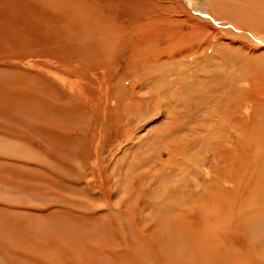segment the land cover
<instances>
[{"label": "rangeland", "instance_id": "rangeland-1", "mask_svg": "<svg viewBox=\"0 0 264 264\" xmlns=\"http://www.w3.org/2000/svg\"><path fill=\"white\" fill-rule=\"evenodd\" d=\"M188 2L0 0V264H264V32Z\"/></svg>", "mask_w": 264, "mask_h": 264}, {"label": "bare ground", "instance_id": "bare-ground-1", "mask_svg": "<svg viewBox=\"0 0 264 264\" xmlns=\"http://www.w3.org/2000/svg\"><path fill=\"white\" fill-rule=\"evenodd\" d=\"M187 1V0H185ZM188 5H190L191 9L192 7L194 6L198 12H200L203 16L208 17L209 14H213L215 17H218V18H221V19H224V18H228L232 23H235V24H239L241 26H244L245 28L247 29H252L253 26L255 25L257 31L259 32H264V0H188ZM189 7V8H190ZM221 12H223V17L221 14ZM186 13V11H185ZM253 35V34H252ZM254 39V38H253ZM261 42V41H260ZM264 44V43H263ZM264 58V54L262 55V59ZM263 61V60H261ZM261 65V64H260ZM238 70L239 69H235L234 70V74H235V77L236 78H239V81H242L241 83H249L250 85H255L258 89L254 88L255 90H258L256 91L257 93H255L256 95L253 97V98H250V97H247V101H258L256 100V98L260 95H262L260 98H259V103H264V94L261 90V88H264V72L263 73H259V74H255L254 71L252 70H249L248 68L246 67H243L242 69V73L241 75H238ZM232 75V73H231ZM221 78V77H220ZM249 86V85H248ZM252 87V86H251ZM250 87V89H251ZM208 89V88H207ZM253 89V90H254ZM18 90V88H17ZM252 90V89H251ZM264 90V89H263ZM31 91V90H30ZM29 91V92H30ZM32 92V91H31ZM255 92V91H254ZM25 94V93H24ZM31 94V93H30ZM206 94V93H205ZM204 92H201L199 94L200 98L204 97L205 96ZM14 97H13V96ZM23 95V93H22ZM16 96H21V93H17L16 91H13V94H11L10 98L14 99ZM207 96V95H206ZM27 97V96H26ZM17 98V97H16ZM200 100V99H199ZM204 100V99H203ZM202 100V101H203ZM206 102V101H205ZM203 102V103H205ZM7 103V102H5ZM238 103V102H237ZM9 104V102L7 103ZM11 104V103H10ZM9 104V105H10ZM9 105H5L6 107H8ZM4 106V108H6ZM11 107V106H10ZM219 107V106H218ZM221 109V107H219ZM264 108V107H263ZM218 109V108H217ZM216 109V111H217ZM214 110V109H213ZM254 110V108H253ZM5 112H9V110H4ZM225 111V110H222V112ZM227 111V110H226ZM228 112V111H227ZM226 112H224L225 114ZM221 114V112H220ZM250 115V114H249ZM214 116V115H213ZM238 113H232L231 117L234 118L235 120V124L233 126H235L237 128V126L240 124L239 128H238V131H246L245 127H249V125H247L245 123V121H241V122H236V119L238 118ZM242 117V116H241ZM226 121V120H225ZM228 122V121H227ZM222 125V124H221ZM243 127V128H242ZM219 128V127H218ZM230 129V128H229ZM249 129V128H248ZM253 130H255L253 128ZM231 133V132H230ZM250 134V132H249ZM241 136V134H239ZM237 137V136H236ZM244 137V136H241V138ZM258 137V136H257ZM261 137V136H260ZM260 137H259V140H260ZM238 138V137H237ZM191 139V138H190ZM189 139V140H190ZM206 139V138H205ZM231 139V138H230ZM233 139V138H232ZM227 140V141H226ZM226 140L224 141V144L226 146L227 142H229L228 138L226 137ZM250 140V139H249ZM255 140V139H254ZM198 141V140H197ZM262 141V140H261ZM220 143V142H219ZM261 143V142H260ZM233 144V143H232ZM235 144V143H234ZM257 144V143H256ZM264 144V143H263ZM221 145V144H220ZM241 147L244 146V143L241 145L239 142L237 143L236 142V145L234 148L236 147ZM249 148V147H248ZM262 149H264V147L262 146ZM219 152V151H218ZM220 158V157H219ZM224 158V157H223ZM238 158V157H237ZM256 158V157H255ZM228 159V158H227ZM257 159V158H256ZM217 160V158H216ZM231 166L233 165L232 162L230 163ZM244 164V163H243ZM242 165V164H241ZM247 165V164H246ZM251 165V167L253 169H256L260 172V175H261V180L263 179L264 177V162H261V157H258V160H252V162L249 164ZM230 166V167H231ZM232 169L228 170V173H224V178L223 176H219V177H213L214 180L217 179V184H211L209 187L205 188L206 191L204 193L207 192V195L211 196V198L214 199V201H216V203L212 200L213 203L212 204H215L214 207L216 208H220L222 205L219 204V200L222 198L223 194H226V191L225 189H223V187L221 186V181L223 180V182H232L233 183H237L238 181V176L236 173L238 172H235L236 169L232 166L231 167ZM235 170V171H234ZM241 171V170H240ZM239 171V172H240ZM220 172V171H219ZM247 173V174H246ZM257 174V172H255ZM246 174V175H244ZM223 175V174H222ZM242 175L244 176H249L252 180H255V175H254V172L252 170H245V171H242ZM258 175V174H257ZM228 178V179H227ZM248 178V177H247ZM249 181V180H248ZM260 180H258L259 182ZM222 182V183H223ZM263 183V181H262ZM238 187V186H236ZM233 190V189H232ZM238 189H235L234 192L236 193ZM240 192V191H239ZM238 192V193H239ZM216 194V196L214 195ZM205 196V195H204ZM193 198V197H192ZM206 198V197H205ZM199 199V198H198ZM197 199V200H198ZM202 199L204 200V197H202ZM209 199V197H208ZM195 200V199H194ZM203 200H200V201H203ZM239 200V199H238ZM190 201V199H189ZM207 201V200H206ZM244 201V200H242ZM188 202V200L186 201ZM196 202V200L194 201ZM184 204V203H183ZM186 204V203H185ZM193 204V203H191ZM239 204V203H237ZM236 204V206H237ZM254 204V203H253ZM255 205V204H254ZM253 205V206H254ZM200 207V206H199ZM180 208H183L181 207L180 205ZM253 208V207H252ZM184 209V208H183ZM253 211H256L255 208L253 209ZM213 212V211H212ZM211 212V213H212ZM229 212V211H228ZM257 213L263 215L264 214V210H261V211H256ZM214 213V212H213ZM227 213V212H226ZM205 214V213H204ZM216 214V213H215ZM221 214V213H220ZM236 214V213H235ZM233 214V215H235ZM182 215V214H180ZM218 216V214H216ZM215 215V216H216ZM250 216V215H249ZM213 217V216H212ZM240 217V216H239ZM254 217V216H253ZM252 218V217H251ZM249 217V219H251ZM255 218V217H254ZM254 218H253V222H254ZM258 218V217H257ZM192 219V218H191ZM197 220V219H196ZM208 222V221H207ZM209 224V223H207ZM216 225V224H215ZM209 227V226H208ZM220 231H218L219 233ZM217 235V234H216ZM219 236V234H218ZM217 236V237H218ZM236 256V255H235ZM237 264V263H236Z\"/></svg>", "mask_w": 264, "mask_h": 264}]
</instances>
